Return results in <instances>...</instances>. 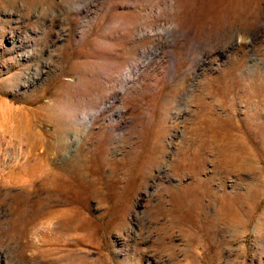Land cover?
<instances>
[{
  "label": "rangeland",
  "instance_id": "rangeland-1",
  "mask_svg": "<svg viewBox=\"0 0 264 264\" xmlns=\"http://www.w3.org/2000/svg\"><path fill=\"white\" fill-rule=\"evenodd\" d=\"M0 264H264V0H0Z\"/></svg>",
  "mask_w": 264,
  "mask_h": 264
},
{
  "label": "bare ground",
  "instance_id": "bare-ground-1",
  "mask_svg": "<svg viewBox=\"0 0 264 264\" xmlns=\"http://www.w3.org/2000/svg\"><path fill=\"white\" fill-rule=\"evenodd\" d=\"M260 30V29H259ZM259 32V31H258ZM255 33V32H254ZM193 32L191 30H177L176 26L175 25H172L168 28V33L166 35H164L163 37L159 38V43H162V45H166V44H173V42L176 41V39L178 37H181V36H184V37H188L189 38V43H192L194 42V38L196 37L195 34H193ZM219 40L217 41V45L218 48L221 47V48H224L225 50L228 49V47H234V44L235 42L232 41V42H229L231 44L225 46V38L223 36H221V38H218ZM227 42V40H226ZM188 43V44H189ZM157 46V45H156ZM225 46V47H224ZM160 47H157L155 50H159ZM224 51V50H223ZM210 53V52H209ZM214 223V222H213ZM232 224V223H231ZM230 224V225H231ZM235 225H236V222H235ZM239 225V224H238ZM234 226V225H233ZM232 226V227H233ZM213 228V226H211ZM216 228V227H215Z\"/></svg>",
  "mask_w": 264,
  "mask_h": 264
}]
</instances>
